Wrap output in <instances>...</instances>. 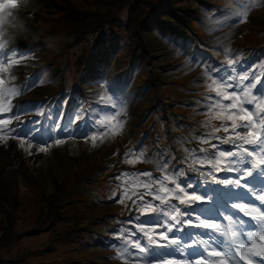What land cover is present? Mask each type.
Masks as SVG:
<instances>
[{"label": "rangeland", "instance_id": "1", "mask_svg": "<svg viewBox=\"0 0 264 264\" xmlns=\"http://www.w3.org/2000/svg\"><path fill=\"white\" fill-rule=\"evenodd\" d=\"M75 1H79L81 5L72 4L75 13L89 15L93 11L96 12L86 8L90 0ZM181 1L174 6L181 9L188 4L193 12V16L188 18L185 24L182 21V25L189 27V31L182 30L180 37H172L168 32L157 29L156 18L147 19L140 27L143 43L134 48L135 54L131 50L130 53H122L119 57V62L129 60L131 66L137 65L131 72L126 69L121 71V78L125 72V75L129 76L123 91L115 87V72H107V76L100 82L81 83L84 98L81 104L82 112L79 120L71 124L72 134L62 138L65 143L59 146L50 143L49 150L45 153L39 152L40 144L34 143L28 137V143L34 145L31 154L19 147L18 140L12 139L7 145L0 143V153L6 154L4 161L7 162L5 165L0 164L5 171V175L0 174V229L8 226L10 216L14 220V228L18 231L23 228V232H26V227L33 224L36 214L42 210L43 198L54 194L61 187L79 192L83 197L81 200L84 201L70 211H66L63 205L49 202V208L42 210L44 217L41 219L53 220V212H58L61 216L57 222L52 224L47 220L51 227L49 232L41 231L44 233L38 236L23 237L20 244L14 247L15 251L13 248L9 249V241L2 237L16 235L0 231V255L3 253L6 257L2 258L11 259L7 264H129L125 244L103 245L94 240L95 235L91 234L100 229L108 212L125 214L119 216L123 224L126 220L130 222L127 219L130 215L138 216L136 208L140 206V201L137 196L145 192L143 185L154 184L155 178H162L165 174L161 165L167 158L166 154L176 155L173 142L167 138L165 114L172 110L176 113L172 117L180 119L179 124L173 126L178 132L173 136L175 144L179 143L188 148L192 141L202 143L201 140L207 137L205 130L211 124L210 120L207 121L209 123H202L203 115L197 112L200 110L193 111L190 117L181 112H185L182 107L189 104L188 101L194 94L205 95L222 86L213 83L219 79L208 72L212 70L207 68V64L213 61L211 69H215L220 66L218 62L221 60H224L221 65H228L230 62L233 64L237 59L238 62L242 61V54L255 52L260 54L261 64L264 65V0ZM151 2L152 0H146L141 5L148 6ZM95 3H92V6ZM29 5L32 6V3ZM80 9L83 11L80 12ZM24 14L22 13V16ZM57 14L54 11L39 19V24H45L48 32L58 39V42L52 44L48 41L50 38L45 37L46 31L35 32L36 26L29 23L28 17L24 16L27 27L23 30L26 35L32 37L37 33L39 38H31L29 41L36 40L46 46L42 47L41 53H35L36 59L45 64L36 73L34 71L30 74L29 63H23L25 56L30 55L27 53L18 56V66L13 67V71L22 70L24 75L25 72L27 74L23 92L31 94L32 86H35L33 89L37 91L35 96L26 95L17 99L18 106L30 107L31 112H23L20 115V118L29 116L25 123L34 119V115L45 105L48 97L57 96L58 92L62 91L59 89V74L63 69L59 68H68L66 78L73 90L70 83L73 82L74 68L78 63L74 59L84 57L81 51L84 50L83 46H87L88 38H84L80 43H73L70 50H76L79 45L81 48L73 54H68L69 42L63 41L60 36L69 29V21L62 17L64 13ZM48 18L55 20L49 21ZM16 20L17 17L11 18L12 22ZM21 20L19 17V24ZM118 29L114 28L113 33L118 34ZM57 70L56 75H48V72L56 73ZM201 75L203 80L200 79ZM74 96L75 94L73 99ZM142 102L144 104L141 105ZM86 105L94 116L91 122L86 119ZM134 105L137 110L132 109ZM205 112L209 115L217 113L210 107H207ZM8 117L7 114L0 116L3 119ZM108 117H115V124L121 125L122 131L115 134V124L108 121ZM187 126L190 131L185 130ZM200 133H203V136L199 135ZM93 136L96 137L95 142ZM159 141L163 142L164 147ZM182 154L186 155L187 150H183ZM199 155L195 151L197 162L205 159L204 155ZM133 159H138L139 162L130 163ZM126 165L129 167L126 168ZM151 166L157 167L163 175L155 174L156 168H152V178L143 175L142 171ZM107 193L111 195L107 196ZM119 195L123 198V203L119 200ZM5 202L10 209L16 205L21 207L8 216ZM131 203L132 209L135 206L133 210L129 206ZM154 203L158 205L157 202ZM133 221L140 222L136 219ZM132 231L134 233L126 241L139 235L136 227H133ZM43 243L49 247L46 252H41L29 260L26 255L17 260L13 259ZM140 243L144 245V240L141 239ZM150 258L153 257H141L135 264H163L158 259Z\"/></svg>", "mask_w": 264, "mask_h": 264}, {"label": "snow or ice", "instance_id": "2", "mask_svg": "<svg viewBox=\"0 0 264 264\" xmlns=\"http://www.w3.org/2000/svg\"><path fill=\"white\" fill-rule=\"evenodd\" d=\"M17 3L18 0H0V23L3 22L4 9L9 6L15 8ZM3 36L4 32L0 30V56L4 57L0 64L5 65L4 68H0V72H5L8 66L19 63L18 59L9 58L8 53L11 48L9 41L3 39ZM230 64L211 69L220 78L213 83L222 84L224 90L220 87L214 89L210 97V107L216 110L218 119L225 121L211 134L217 141L216 144H211V148L216 150L212 154L213 159L207 161L200 159L197 164L195 150L191 157L179 154L169 155L161 165L165 173L162 178H155L154 184L145 183L143 185L145 192L137 196L140 201V206L136 208L138 216L130 215L127 218L129 221L133 219L140 221L135 224L139 235L125 242L129 264H135L141 257L146 259L151 256L162 259L164 256H175L186 251L190 256L199 257L195 260V264H210L209 260L203 258L205 254L214 258V264H229V260L223 259L225 252H203L198 238L193 235L203 233L215 243V234L220 232L219 221L225 218L221 209L223 212L246 216L260 230L259 232L247 231L243 235L249 240L248 244H240L234 249L227 250L228 254L233 256L232 264H260L255 258H264V210H262L264 209V195L257 197L249 189V185H253L256 191L264 192V104L257 102L258 97L264 98V83L260 84L258 95L253 96L251 89L255 88L256 84L250 82L244 86L243 81L247 79V76L237 79L234 75L235 69ZM4 83L5 76L0 75V85ZM238 92H243V100L240 99ZM14 93L13 89L8 95ZM3 95L0 93V96ZM224 100L228 101L226 105L222 103ZM66 102L65 100L64 104ZM64 104H62L61 118ZM245 104L248 106L246 107ZM223 109L227 111H222ZM25 110L21 105L14 111L10 104L0 102V116L11 114L7 119L0 118V143L7 145L10 139L18 140L19 147L31 154L34 145L28 143V137L32 135L33 129L29 125H38L41 122L37 120L25 123L20 119L21 113ZM107 119L115 124V117ZM227 121H231V125H228ZM105 127L107 128L108 125L106 124ZM241 128L247 130L243 135L237 131ZM230 129L235 134L234 137L217 135L221 130L223 133H228ZM52 131L61 132L59 122ZM62 131L68 135L72 134L68 126H65ZM119 131H122L121 125L115 124V134ZM201 135L203 136V133ZM92 139L95 142L96 137L93 136ZM65 142L64 139L54 138V144L57 146ZM202 143L209 144L210 141L204 138ZM229 143L233 146L231 150H219L220 145ZM245 143L260 148L258 160L257 153L250 152L249 148L243 146ZM38 150L46 153L49 150V142L42 141ZM200 152L207 155L206 149H200ZM138 162V159L130 161V163ZM206 167L210 170H203ZM221 173L223 177L220 176ZM143 175L152 178L151 171ZM233 189L247 190L251 193L252 200H255L259 206L251 202L249 204H221L219 196L229 194ZM155 201H159V204H155ZM254 213L258 215H253ZM205 215H213L215 218H202ZM226 219L229 222L228 228L222 235L229 236V239H240L235 232L229 235L233 227L232 215L227 216ZM243 223L244 221H240L241 226ZM257 237L259 243L256 242ZM141 239L147 246L140 243ZM133 253H135L134 256ZM163 264H186V262L179 259H168L164 260Z\"/></svg>", "mask_w": 264, "mask_h": 264}, {"label": "bare ground", "instance_id": "3", "mask_svg": "<svg viewBox=\"0 0 264 264\" xmlns=\"http://www.w3.org/2000/svg\"><path fill=\"white\" fill-rule=\"evenodd\" d=\"M236 43H237V42H236ZM19 77H20V75H19ZM23 79H25V78H23ZM19 87H21V84H14V85H13V89L15 90V92L17 91V89H18ZM32 93L36 94L37 91H36L35 89H33V90H32ZM3 96H4V95H3ZM12 97H13V95H12ZM0 101H1V99H0ZM135 101H136V100H135ZM142 104H144V102H142L141 105H142ZM132 109H133V110H137L136 105H134V106L132 107ZM139 110H140V108L138 109V111H139ZM138 116H139V114H138ZM11 141H12V140L10 139L9 142H11ZM0 149H2L1 146H0ZM77 149H79V147H78ZM5 158H6V154H5V153H0V164H2V165L7 164V162L4 161ZM0 174L5 175V171L3 170V168H2L1 166H0ZM163 258H164V257H163Z\"/></svg>", "mask_w": 264, "mask_h": 264}, {"label": "trees", "instance_id": "4", "mask_svg": "<svg viewBox=\"0 0 264 264\" xmlns=\"http://www.w3.org/2000/svg\"><path fill=\"white\" fill-rule=\"evenodd\" d=\"M162 1V0H161ZM169 1H174V0H169ZM136 18L134 17V20H135ZM63 197H64V195H63ZM62 197V198H63ZM69 200L68 201H70V202H72L74 205H77V203L78 202H81L82 200V196H80L79 197V192H74V189L73 190H70L69 191ZM79 197V198H78ZM2 238H5V236L4 237H2Z\"/></svg>", "mask_w": 264, "mask_h": 264}]
</instances>
